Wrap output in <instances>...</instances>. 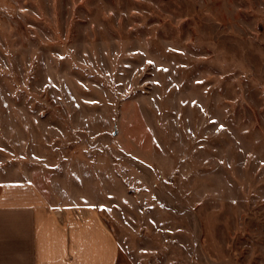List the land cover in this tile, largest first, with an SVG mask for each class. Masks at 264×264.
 <instances>
[{
    "label": "rangeland",
    "instance_id": "1",
    "mask_svg": "<svg viewBox=\"0 0 264 264\" xmlns=\"http://www.w3.org/2000/svg\"><path fill=\"white\" fill-rule=\"evenodd\" d=\"M0 145L117 264H264V0H0Z\"/></svg>",
    "mask_w": 264,
    "mask_h": 264
},
{
    "label": "crops",
    "instance_id": "2",
    "mask_svg": "<svg viewBox=\"0 0 264 264\" xmlns=\"http://www.w3.org/2000/svg\"><path fill=\"white\" fill-rule=\"evenodd\" d=\"M78 196L58 181L47 185L0 145V264H117L110 223L98 204Z\"/></svg>",
    "mask_w": 264,
    "mask_h": 264
}]
</instances>
